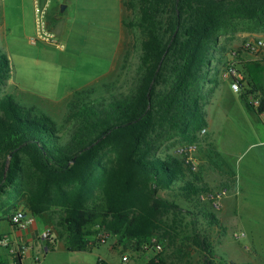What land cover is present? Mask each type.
Instances as JSON below:
<instances>
[{
  "label": "trees",
  "instance_id": "obj_1",
  "mask_svg": "<svg viewBox=\"0 0 264 264\" xmlns=\"http://www.w3.org/2000/svg\"><path fill=\"white\" fill-rule=\"evenodd\" d=\"M121 5L135 15L122 26L140 43L132 87L127 94L94 99L109 86L92 83L74 91L66 102L68 139L49 116L21 106L4 91L10 66L0 53V196L7 197L0 217L9 223L20 206L37 219L48 217L54 228L46 245L52 249L62 241L68 252L90 253L113 237L114 248L139 253L155 239L163 249L151 250L155 256L149 264H167L166 259L190 264L193 252L200 264H234L218 259L198 230V216L210 227L219 226L201 201L212 189L195 173L188 176L169 149L205 142L210 162L219 156L208 133L200 135L207 129L205 106L220 83L227 52L225 45L217 46L219 32L244 22L262 26L264 0H122ZM241 70V97L248 110L263 114L264 60ZM249 95L258 101L256 108ZM216 169L220 187L233 191L232 169ZM177 183L194 207L185 225L183 209L160 195ZM186 231L191 233L178 243ZM164 244L172 250L166 259ZM22 258L13 259L21 264ZM4 260L0 256V264Z\"/></svg>",
  "mask_w": 264,
  "mask_h": 264
},
{
  "label": "rangeland",
  "instance_id": "obj_2",
  "mask_svg": "<svg viewBox=\"0 0 264 264\" xmlns=\"http://www.w3.org/2000/svg\"><path fill=\"white\" fill-rule=\"evenodd\" d=\"M61 5L66 6L62 13ZM49 13L50 28L57 40L65 46L62 51L42 42L36 45L30 43V39L35 36L34 0H0V53L8 58L10 66L9 83L4 91L13 95L21 106L35 107L49 116L55 122L59 134L68 139L71 125L66 123L65 119L68 114L66 102L70 94L92 83H103L109 87L103 89L99 95H92L91 99L107 96L109 93L127 94L132 87L133 76L138 65L140 43L137 36L129 33L123 26L120 30L118 0H52ZM134 17L133 12L122 8V20L130 21ZM256 39L264 40V23L262 26L246 22L238 23L234 30L220 31L219 42H222L227 50L220 71L232 50L242 49L244 42ZM118 43L120 45L116 55ZM233 47L237 48L233 49ZM238 60L240 68L250 61L264 60V50L252 55L241 52ZM222 85L227 86L228 83L223 80ZM21 90L26 93H22ZM205 113L212 126L220 132L216 143L218 151L221 152V146L235 152V156L230 158L234 174L251 178L252 173L249 170L251 166L248 159L255 154L260 158L262 163L260 166H264V148H255L245 154L244 151L249 143L259 138L264 139V125L261 123L264 119H260L258 114L248 110L241 95L233 92L214 93L209 104L205 106ZM246 116L250 117L251 123L247 122ZM252 126H255L256 130ZM254 130L256 135L253 133ZM167 143L170 144V142ZM196 145L197 149L192 154V158L195 159L197 169L195 172L188 170L187 175L191 176L195 173L212 191L223 190L220 187L221 175L216 169L223 165V156L221 157L220 154L217 157L214 156L211 163L203 145ZM186 146L188 145L172 147L169 153L177 155L178 150ZM236 158L239 159L238 162ZM260 172L252 174L253 177H257L256 180L252 178L263 186L264 178L262 174L260 178ZM175 186L160 192V195L175 201L183 209L182 216L185 217L183 225H185L184 223L191 219L188 212H193L194 207L181 196L178 189L180 183ZM5 201H7L6 195H1L0 206ZM261 208L264 210V202ZM18 210L27 212L23 206H20ZM225 217L227 222L226 214ZM259 220L260 224L264 222L263 219ZM38 221L53 231L54 225L48 217ZM224 227H226L225 236L219 228L216 227L217 229L214 230L207 225L202 216H198V230L208 237L211 247L218 251L217 255L223 261L229 259L244 263L249 255L253 257L256 253L264 254V252L252 250L247 236H240L244 231L241 224L236 223L233 226L226 224ZM9 229L15 231L5 217H0V234H7ZM257 229L262 230L260 232L263 233L257 235V238L264 239V227L262 229L260 225ZM190 233V231L182 233L178 243L183 236ZM235 234H238V237H235ZM9 237L13 239L12 235ZM223 238L224 245L219 246ZM114 244L115 238L109 237L91 253H72L66 251L62 241H59L54 251L47 254H41L35 250L28 252L22 264H96L99 259L108 264H149L155 256L151 250L136 253L124 247L113 249ZM165 247L164 244L163 254L166 259V257L169 258L172 250ZM261 247H264V244ZM2 252L6 251L0 248V254ZM122 254L128 256V262H121ZM36 255L39 258L38 261L35 260ZM169 261L166 259L167 264ZM190 264H200V255L197 252H193L190 256Z\"/></svg>",
  "mask_w": 264,
  "mask_h": 264
},
{
  "label": "crops",
  "instance_id": "obj_3",
  "mask_svg": "<svg viewBox=\"0 0 264 264\" xmlns=\"http://www.w3.org/2000/svg\"><path fill=\"white\" fill-rule=\"evenodd\" d=\"M121 1L122 0H118V10H119L118 24H119L120 30L122 29V19H121L122 5H121ZM50 18H51V15L49 13V17H48L49 28H50V23H49ZM3 25H4V23H3ZM2 27H4V26H2ZM50 30H52V29L50 28ZM120 39H121V37H120ZM119 45H120V43H118L116 55H117L118 50H119ZM222 45H224V44H222V42L218 41L217 46L221 47ZM233 45H235V44H233ZM236 48L237 47H233V49H236ZM116 55H115V57H116ZM228 58H229V56H228ZM114 60H115V58H114ZM113 63H114V61H113ZM112 67H113V65H112ZM111 70H112V68H111ZM222 81L223 80L220 79V83H219L218 87L216 88L215 93L216 92H220V93L221 92L222 93L231 92L229 85L223 86ZM7 83H9V80ZM13 85H14V83H13ZM16 89H18V88L16 87ZM21 92L26 93L23 90H21ZM241 94H242V92L239 93V95H241ZM71 95L72 94H70V96ZM258 117L260 119H264V115H262V114H258ZM246 119H248L247 122L249 123L250 117L246 116ZM206 121H207L206 132L208 133L210 140L214 141V145L218 151L219 148H218V144H216V143H217V136L219 135L220 132L218 129H216L212 126V123H211V121L208 120L207 116H206ZM261 123H262V125H264V121ZM252 127L256 130L255 126H252ZM253 133L255 135L257 134L256 131ZM202 145L206 151L205 153L208 156L209 151H208V147H207L206 143L202 142L199 146H202ZM220 148H221V152L218 151V153L220 154L221 157L223 156L222 157L223 166L225 168L229 167L230 169H233V167H232L233 163H232V161H230V158L235 156L234 155L235 152H231L228 149L221 147V146H220ZM255 148H260V149L264 148V139L263 138H259L258 140H255L252 143H249L248 145H246V149L244 151V154L250 150L255 149ZM238 160L239 159L236 158L237 162H238ZM248 161H250L249 166H251V169H249L250 172L252 174H254L255 172L261 171L259 173V176L261 178V174H262V176L264 178V166H260L262 164L260 161V158L254 154L251 158L248 159ZM252 174H250V176L253 177ZM252 177L248 179V178H245L244 176H241V174H237L235 177V182H236L235 189L233 191L227 192V194L225 195V197L222 200L221 209L216 211V212L212 211V210L211 211L214 213L216 219L219 222V226L217 228H219L221 230L220 232L224 233V236L226 234L225 233L226 227H224L226 224L233 226L234 224L239 223L242 225V227L244 229V231H242L241 234H243V236L248 237L249 242H250V247L252 248V250H254L256 252H259V251L264 252V247H261V245L264 244V239L257 238V235L263 234L260 232L262 230H258L257 228L260 225L262 226V229L264 227V222L262 224H260V220H259V219L264 220V212H263L264 210L261 208V204L264 202L263 201L264 193H263V195H261V193L264 192V185L262 186L257 181H254L253 178H255V180H256L257 177H253V178ZM256 199H258V200H256ZM225 214H226L227 219H228L227 222H225V218H226ZM39 225H41L40 228H39ZM44 228H45V226L40 224L38 219H37V224L33 228H31L25 232H19L17 230L14 231L12 229L11 230L9 229L7 234L12 235L13 240H18L19 242H25L30 248L29 252H34V250H35L38 253L40 252L41 254H47L48 252L54 251V248L53 249L48 248L46 245V242L42 241L40 239V233ZM217 228H216V226H213L214 230ZM222 245H224V238L220 241L219 246H222ZM64 248H65V246H64ZM118 248H120V247H118ZM118 248L113 247V249H118ZM214 251L216 252V256L218 258L219 257L217 255L218 251H216V250H214ZM72 253H74V252H72ZM0 256H2L5 259L4 260L5 263L9 262V257L7 256L6 252H2L0 254ZM123 256H126L128 258V256L126 254H122L121 259ZM36 257H38V255H36ZM23 259H24V257L21 260V264H22ZM100 261L106 262V261L99 259L96 264H98ZM128 261H129V258H128ZM121 262H122V260H121ZM225 262H228V263L231 262L234 264H264V254L256 253L255 255H253V257L249 255L246 258V261H244V263H239V262L229 260V259L226 260Z\"/></svg>",
  "mask_w": 264,
  "mask_h": 264
},
{
  "label": "built area",
  "instance_id": "obj_4",
  "mask_svg": "<svg viewBox=\"0 0 264 264\" xmlns=\"http://www.w3.org/2000/svg\"><path fill=\"white\" fill-rule=\"evenodd\" d=\"M52 0H34V23H35V36L30 39L32 45H36L38 42L54 46L58 50H63L65 48L64 44L57 40L55 33L50 30L48 25V17L50 11V4ZM264 50V40L256 39L244 42L242 45V52L248 54H257ZM238 50H232L229 54L224 67L220 71V79L228 83L230 91L233 93L243 92V85L245 83V76L239 66L238 60ZM249 101L256 108L259 103L257 100L253 99L251 95L248 96ZM206 130H202L200 135H205ZM197 145H188L184 148L178 150V156L184 164V168L188 171L195 172L197 169L195 159L192 158V154L196 151ZM228 191H211L201 197V201L208 204L212 211H218L221 209L222 200ZM9 224L15 230L19 232H25L37 224V218L30 215L27 212L17 210L11 214L9 217ZM51 229L45 227L40 233V239L42 241H51ZM243 236V234H240ZM238 237V234H235ZM0 248L6 251L9 257V262L6 264H16L14 257H24L30 248L25 242H19L18 240H13L8 234L0 235ZM145 252L154 249L157 253L162 251L161 244L157 243L155 239L143 247ZM36 261L39 260L38 257L35 258ZM122 263H126L128 258L126 256L122 257Z\"/></svg>",
  "mask_w": 264,
  "mask_h": 264
},
{
  "label": "water",
  "instance_id": "obj_5",
  "mask_svg": "<svg viewBox=\"0 0 264 264\" xmlns=\"http://www.w3.org/2000/svg\"><path fill=\"white\" fill-rule=\"evenodd\" d=\"M65 8H66V6H65V5H62V6L60 7V12H61V13L64 12ZM7 166H8V165H6V169H7Z\"/></svg>",
  "mask_w": 264,
  "mask_h": 264
}]
</instances>
